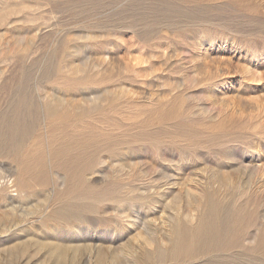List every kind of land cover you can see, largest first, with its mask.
Here are the masks:
<instances>
[{
  "label": "rangeland",
  "instance_id": "obj_1",
  "mask_svg": "<svg viewBox=\"0 0 264 264\" xmlns=\"http://www.w3.org/2000/svg\"><path fill=\"white\" fill-rule=\"evenodd\" d=\"M0 9V264H264V0Z\"/></svg>",
  "mask_w": 264,
  "mask_h": 264
},
{
  "label": "bare ground",
  "instance_id": "obj_2",
  "mask_svg": "<svg viewBox=\"0 0 264 264\" xmlns=\"http://www.w3.org/2000/svg\"><path fill=\"white\" fill-rule=\"evenodd\" d=\"M1 10V9H0ZM13 10H15V9H13ZM13 10H10L11 12H13ZM5 11H8V10H5ZM4 11V12H5ZM1 13H4V12H2V11H0ZM9 12V11H8ZM8 12H6L5 14H7ZM9 14H11L10 12H9ZM9 14H7V15H9ZM2 16H4V14H1ZM0 15V16H1ZM12 15V14H11ZM11 15H9V16H11ZM5 17V16H4ZM2 19H3V17H1ZM43 66V65H42ZM27 73H28V71H27ZM29 74V73H28ZM25 81H26V79H25ZM24 81V82H25ZM25 84V83H24ZM24 84H23V86H24ZM25 85H27V82H26V84ZM22 86V87H23ZM21 86L19 85V88H20ZM21 87V88H22ZM28 87V86H27ZM27 87H24V88H27ZM26 90V89H25ZM16 91H19V90H16ZM23 92L22 94H24V93H26V91L24 92L23 91V89L21 90L20 89V92ZM28 91H29V89H28ZM19 92V93H20ZM17 93V92H16ZM15 93V94H16ZM18 94V93H17ZM21 94V95H22ZM14 95V94H13ZM21 95H20V97H21ZM25 95H27L28 96V94H25ZM23 96L24 95H22V98H20V100L18 99V98H16L17 100H19L18 102H17V104H15V103H13L14 101L13 100H15V99H12V101L13 102H11L10 104L11 105H14L15 107H14V110H13V115H12V113H11V117L9 118V119H6L7 120V125H6V127H4L3 128V133L1 132L0 133V149H5V148H9V149H14V145H16L17 146V141H18V138H21V136L23 137V136H25V138H26V135L29 133V131L31 130V125H32V123L34 122V120L35 119H32L34 116H33V114H32V112L34 111L33 109V107L32 106H30V101H29V98L31 99V97H29V98H27L26 96L23 98ZM30 96V95H29ZM14 97H16V96H14ZM10 105V106H11ZM12 107V106H11ZM9 109V108H8ZM13 108H11V110H12ZM33 110V111H32ZM35 110H37V109H35ZM10 111V110H9ZM7 114H10V113H7ZM34 114L36 115V111L34 112ZM3 115V114H2ZM1 115V116H2ZM3 119H4V117H3ZM2 120V119H1ZM4 121V120H3ZM1 122V121H0ZM2 123V122H1ZM3 124V125H4ZM2 128V127H1ZM0 128V129H1ZM21 135V136H20ZM29 135V134H28ZM20 136V137H19ZM23 139V138H22ZM22 140H20L19 142H21ZM21 143H23V141L21 142ZM66 143V142H65ZM11 145H12V147H11ZM19 145V144H18ZM22 145V144H21ZM20 146V145H19ZM21 147V146H20ZM68 147H69V145H68ZM67 147V148H68ZM18 148V147H17ZM19 149V151H20V148H18ZM18 149H16V150H18ZM5 151V150H4ZM6 151H8V154H10V152H9V150H6ZM14 151H15V149H14ZM64 151V150H63ZM3 152V151H2ZM7 153V152H6ZM12 153H14V152H12ZM17 153L18 152H15V154L17 155ZM55 153V152H54ZM14 154V156H16ZM19 154V153H18ZM13 155V154H12ZM220 211V210H219ZM210 223H212V222H210ZM206 226V230H205V232L204 233H202L203 235V239H206V238H208L211 234H213L214 232H215V226H214V224H205ZM187 226V225H186ZM217 226V225H216ZM203 227V226H202ZM183 228V227H182ZM201 232V231H200ZM185 234V233H184ZM195 234V233H194ZM193 235V234H192ZM191 235V236H192ZM189 236V235H188ZM187 235H186V237H188ZM193 236H195V235H193ZM192 236V237H193ZM182 237V236H181ZM184 237V236H183ZM186 237H184V238H186ZM190 237V236H189ZM197 238V237H196ZM195 238V239H196ZM199 238V237H198ZM202 238V237H201ZM193 239V238H192ZM190 239L191 240V242L192 241H195V239ZM182 240H183V238H182ZM187 240V244L189 243L188 241H189V239H186ZM185 240V241H186ZM182 244L184 243V240L183 241H180ZM190 242V243H191ZM196 242V241H195ZM195 242H193L194 244H195ZM189 243V244H190ZM186 244V243H185ZM184 245V244H183ZM189 245H187V247H188ZM181 247H184V246H182L181 245ZM185 247H186V245H185ZM184 247V248H185ZM190 247V246H189ZM192 247V246H191ZM190 247V248H191ZM187 249H189V248H187Z\"/></svg>",
  "mask_w": 264,
  "mask_h": 264
}]
</instances>
